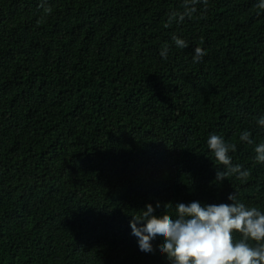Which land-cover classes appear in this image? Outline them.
<instances>
[{
	"label": "trees",
	"instance_id": "1",
	"mask_svg": "<svg viewBox=\"0 0 264 264\" xmlns=\"http://www.w3.org/2000/svg\"><path fill=\"white\" fill-rule=\"evenodd\" d=\"M258 3L208 0L168 26L183 0H0V264H170L162 238L144 253L132 235L145 205L236 193L264 212ZM213 134L247 181H215Z\"/></svg>",
	"mask_w": 264,
	"mask_h": 264
},
{
	"label": "clouds",
	"instance_id": "2",
	"mask_svg": "<svg viewBox=\"0 0 264 264\" xmlns=\"http://www.w3.org/2000/svg\"><path fill=\"white\" fill-rule=\"evenodd\" d=\"M201 2L206 9L208 0H183V11L172 12L168 26L173 22L182 23L186 17L191 19L197 12L196 5ZM41 7L45 14L52 11L44 3ZM257 7L264 10V0H259ZM173 41L178 48L188 46L186 41L176 36H173ZM167 54L168 45L165 44L160 55L166 59ZM205 55L202 48L196 47L193 63L201 62ZM257 123L264 127V116L258 118ZM239 140L249 145L254 143L247 130L240 134ZM207 147L217 164L223 166V170L217 167L215 181L220 184L231 176L240 181L249 179V170L232 163L229 153L236 151L235 143H227L223 137L213 134L207 140ZM254 152L256 162L264 164V142L257 144ZM228 200L230 204L176 203L174 216L166 211L155 215V208L147 204L142 215L129 221L132 235L138 238L139 250L144 253H152V241L162 238L163 243L158 249L170 264H264V212L240 202L236 193L230 194ZM169 204L165 205V210ZM159 207L157 202L156 208ZM234 233L240 234L239 240L234 238Z\"/></svg>",
	"mask_w": 264,
	"mask_h": 264
}]
</instances>
